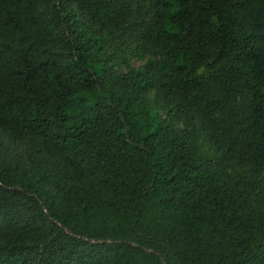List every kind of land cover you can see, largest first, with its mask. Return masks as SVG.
Listing matches in <instances>:
<instances>
[{
	"label": "trees",
	"instance_id": "obj_1",
	"mask_svg": "<svg viewBox=\"0 0 264 264\" xmlns=\"http://www.w3.org/2000/svg\"><path fill=\"white\" fill-rule=\"evenodd\" d=\"M0 264H264V0H0Z\"/></svg>",
	"mask_w": 264,
	"mask_h": 264
},
{
	"label": "rangeland",
	"instance_id": "obj_2",
	"mask_svg": "<svg viewBox=\"0 0 264 264\" xmlns=\"http://www.w3.org/2000/svg\"><path fill=\"white\" fill-rule=\"evenodd\" d=\"M66 28V29H65ZM65 30H67L68 29V27L65 25ZM148 59H153V56H149V57H147V58H145L144 60H142V61H139V60H132L131 61V66L133 67V68H138V67H140V66H142Z\"/></svg>",
	"mask_w": 264,
	"mask_h": 264
}]
</instances>
